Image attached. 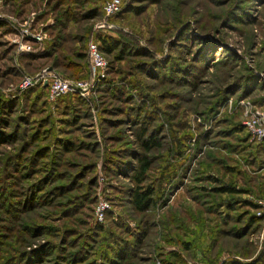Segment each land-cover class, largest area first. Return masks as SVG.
<instances>
[{
	"label": "rangeland",
	"instance_id": "1",
	"mask_svg": "<svg viewBox=\"0 0 264 264\" xmlns=\"http://www.w3.org/2000/svg\"><path fill=\"white\" fill-rule=\"evenodd\" d=\"M104 2L0 0V264H264V0Z\"/></svg>",
	"mask_w": 264,
	"mask_h": 264
},
{
	"label": "built area",
	"instance_id": "2",
	"mask_svg": "<svg viewBox=\"0 0 264 264\" xmlns=\"http://www.w3.org/2000/svg\"><path fill=\"white\" fill-rule=\"evenodd\" d=\"M123 0H105L102 6V13L105 18H109L120 12L123 7ZM88 59L92 68V79L90 81H77L73 83L71 80L62 77L61 75L52 73H44L42 75L31 76L28 75L23 80L21 87L27 88L33 85L35 82L45 83L48 82V93L49 99L52 101L57 98L67 95L68 93L74 92L76 88H83L88 86L89 83L93 82L96 76L103 75V72L108 67V59L100 49V41L92 38L88 43ZM248 130L254 134L257 138L264 137V128L257 124L256 121L247 122ZM264 208V200L262 201ZM193 264V263H187Z\"/></svg>",
	"mask_w": 264,
	"mask_h": 264
},
{
	"label": "trees",
	"instance_id": "3",
	"mask_svg": "<svg viewBox=\"0 0 264 264\" xmlns=\"http://www.w3.org/2000/svg\"><path fill=\"white\" fill-rule=\"evenodd\" d=\"M4 23L0 22V26H3ZM91 40V39H90ZM100 41V49L101 51L105 54V56H107V53H111L114 50L113 44L111 43V40H109V38H103V40H99ZM88 50V47H87ZM88 54V52H87ZM157 144V141L155 138H149L147 140H144L143 145L146 148H151V146ZM143 165L144 166H148L149 165V161L143 159ZM145 168V167H144ZM152 194L151 190L146 191L145 193H143L140 197H139V208L141 209H147L150 207L151 203H152V198L149 197V195Z\"/></svg>",
	"mask_w": 264,
	"mask_h": 264
}]
</instances>
